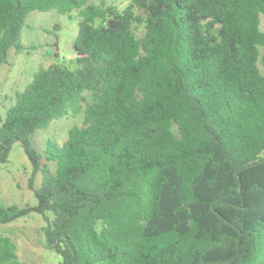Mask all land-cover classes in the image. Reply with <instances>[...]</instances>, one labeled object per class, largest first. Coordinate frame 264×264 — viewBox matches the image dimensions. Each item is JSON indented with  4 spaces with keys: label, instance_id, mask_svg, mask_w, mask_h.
Returning a JSON list of instances; mask_svg holds the SVG:
<instances>
[{
    "label": "trees",
    "instance_id": "1",
    "mask_svg": "<svg viewBox=\"0 0 264 264\" xmlns=\"http://www.w3.org/2000/svg\"><path fill=\"white\" fill-rule=\"evenodd\" d=\"M96 1L0 0V65L32 11L79 16L76 65L0 106V161L19 142L42 175L0 228L43 215L59 264H264V0ZM0 264H28L1 233Z\"/></svg>",
    "mask_w": 264,
    "mask_h": 264
},
{
    "label": "rangeland",
    "instance_id": "2",
    "mask_svg": "<svg viewBox=\"0 0 264 264\" xmlns=\"http://www.w3.org/2000/svg\"><path fill=\"white\" fill-rule=\"evenodd\" d=\"M123 9L130 0H97ZM78 11L62 13L56 9L32 11L22 30L23 49L11 50L7 63L0 65V106L14 100L16 90H21L31 80L33 74L53 61L74 67L75 51L73 44L79 30ZM264 29V16L261 18ZM58 48L54 46V44ZM56 48V49H55ZM55 52L58 56H55ZM75 122H80L76 118ZM73 117L55 119L47 129H39L33 136L34 146L43 149L47 135L60 143L67 136ZM39 145V146H38ZM51 169L55 168L53 163ZM42 175L35 172L34 166L19 142L13 144L6 161H0V203L34 205L37 199L33 186H38ZM46 224L43 215L36 212L14 222L3 225L0 233L11 237L17 246V253L28 264H59L60 257L49 249L45 242L42 227Z\"/></svg>",
    "mask_w": 264,
    "mask_h": 264
}]
</instances>
